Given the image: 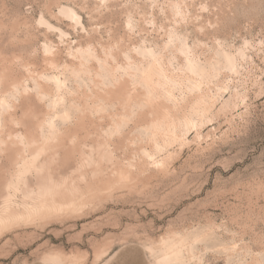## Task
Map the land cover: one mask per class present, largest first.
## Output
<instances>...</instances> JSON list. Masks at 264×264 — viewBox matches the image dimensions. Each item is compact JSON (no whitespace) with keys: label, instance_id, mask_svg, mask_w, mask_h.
<instances>
[{"label":"snow or ice","instance_id":"snow-or-ice-1","mask_svg":"<svg viewBox=\"0 0 264 264\" xmlns=\"http://www.w3.org/2000/svg\"><path fill=\"white\" fill-rule=\"evenodd\" d=\"M0 7L16 21L0 41V243L19 249L12 231L31 241L15 264H264V152L235 164L232 148L264 139V0ZM225 145L235 155L214 171L240 169L229 184L243 187L242 206L205 200L195 228H181L195 215L167 231L143 217L99 234L80 227L109 199L147 195L193 147L216 163ZM77 217L87 219L72 230Z\"/></svg>","mask_w":264,"mask_h":264},{"label":"rangeland","instance_id":"rangeland-1","mask_svg":"<svg viewBox=\"0 0 264 264\" xmlns=\"http://www.w3.org/2000/svg\"><path fill=\"white\" fill-rule=\"evenodd\" d=\"M5 0H0V6L4 4ZM10 4H18L20 0H7ZM217 2L226 3L227 0H217ZM245 2L259 4V0H245ZM15 25V18H9L6 23L5 11L0 7V41L3 40V29L9 27V25ZM11 31V27H9ZM258 31V29H257ZM232 148L236 149L237 153L242 152V159L234 161L235 164L243 163V160H247L249 156L252 157L253 164L257 163L260 158L261 152H264V139L259 135H245L237 143L232 144ZM213 156H219L220 160L216 163H211V156H206L204 149L198 150L193 147L188 155H185L180 160L176 167L172 171V175L161 178L158 182L154 181L149 188L145 187L147 195H141L137 193L135 196H120L116 200L109 199L100 208L94 211L100 212L101 215L90 219L86 223H82L80 227L85 230H95L96 234L103 229H115L122 218L140 220L141 217L145 218L149 224H156L158 231H167L168 225L174 223L182 215L193 216L197 219L193 222L191 219L186 222L181 220V228H195L200 223V208L205 200H210L214 210H219L225 206H242L243 202L247 199V194L244 192L243 187H237L229 184L236 174L240 172L239 168H236L235 173L229 172L227 176H223V172L214 171L217 164L222 160H226L230 156H234L235 153L228 149L225 145L223 148L217 149L212 153ZM251 165H245V168ZM207 168V171H205ZM224 171H227L225 169ZM204 176L203 183H199L200 175ZM193 177H196L193 180ZM217 177H222L225 181V188L217 189L216 181ZM211 179L212 187L208 188V180ZM199 186H196V185ZM179 193V195H177ZM202 194V195H201ZM167 200L168 203L163 202ZM108 204L111 206L109 207ZM163 204V208L160 205ZM183 205V207H181ZM196 208V212L193 213L192 209ZM179 209V211H177ZM151 213V215H149ZM175 213V216L172 214ZM155 218V219H154ZM85 217H77L73 220L70 228L76 230V220H86ZM115 221V223H113ZM163 221V223H158ZM143 222V221H141ZM126 223V221H125ZM58 230L51 231L48 235L53 240L58 239ZM64 231H68L66 227ZM27 234H20L16 231H12L13 239L19 243L18 249L16 243L12 240H7L4 243H0V260L8 259L11 252H18L17 256L11 257L13 264L17 259H24L22 249H26L31 241H26L25 236ZM105 235H113V232H107ZM3 238V233H0V239ZM95 237H86L81 240L80 243L84 244L88 240ZM70 240V238H67ZM130 242V241H129ZM9 249L8 252L5 250Z\"/></svg>","mask_w":264,"mask_h":264}]
</instances>
